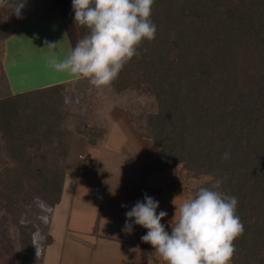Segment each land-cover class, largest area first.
Here are the masks:
<instances>
[{"label": "trees", "instance_id": "1", "mask_svg": "<svg viewBox=\"0 0 264 264\" xmlns=\"http://www.w3.org/2000/svg\"><path fill=\"white\" fill-rule=\"evenodd\" d=\"M151 19L155 39L131 63L160 100L153 171L216 178L244 225L230 264H264V0H155Z\"/></svg>", "mask_w": 264, "mask_h": 264}, {"label": "rangeland", "instance_id": "2", "mask_svg": "<svg viewBox=\"0 0 264 264\" xmlns=\"http://www.w3.org/2000/svg\"><path fill=\"white\" fill-rule=\"evenodd\" d=\"M31 1L26 0L25 6ZM36 2L37 6L47 10L50 17L48 15L47 20L35 24L41 30L38 29L34 32L37 35L26 41L28 56L20 51V56H30V62L20 66L17 74L23 75L22 78H12L13 84L20 87L21 91L17 90V93L3 72L2 59L4 43L16 24L22 23L24 8L18 17L14 9L19 0H4L0 6V255L4 252L3 264H32L40 258L45 244L51 241L47 218L52 202L65 186L66 178L68 186L71 185L69 188L82 181L88 171L85 162L90 158L88 154V157L84 156L86 146L96 143L109 125L125 131L130 144L144 153L148 171L156 169L160 154V144L155 141L156 122L152 118L160 111V100L154 87L144 80L142 70L131 61L109 86L96 88L88 79L78 78L42 91L33 88L42 85L49 74L57 72L48 65L53 50L45 46V41L58 43V55L66 57L62 44L64 36L54 26V21H58L54 13L62 14L71 47L81 39L80 32L84 35L89 32L86 27L76 24L72 0ZM45 25L50 26L48 31ZM27 86L31 89L24 91ZM31 91L33 93H28ZM119 156L112 154L116 160L120 159ZM103 162L99 156L98 166ZM103 168H100L102 176L109 181L111 172L106 173ZM174 168L176 179L180 181L171 188L176 194L191 197L201 187H212L219 182L212 175L187 168L183 163ZM83 187L78 191L82 195ZM167 197L169 199L165 202L159 200L157 209L158 214L161 210L166 211V217L175 215L176 211V207L171 206V197ZM79 199L83 203L82 198ZM77 216L76 213L73 220ZM168 231L171 232V227ZM34 242L40 244V256H37ZM143 244L142 256L146 257V252H151L153 247L150 243Z\"/></svg>", "mask_w": 264, "mask_h": 264}, {"label": "crops", "instance_id": "3", "mask_svg": "<svg viewBox=\"0 0 264 264\" xmlns=\"http://www.w3.org/2000/svg\"><path fill=\"white\" fill-rule=\"evenodd\" d=\"M36 1L38 0H32L24 7L22 23L16 24L13 33L4 43L3 72L7 74L10 86L16 90V93L17 90L19 92L21 90L13 84L12 78H22L20 76L23 75L18 76L17 74L20 66L24 63L26 66L30 62V56L24 58L19 55L20 51H24L28 56L29 44L26 41L38 31L39 27L36 28L35 24L47 20L49 15L46 9L37 6ZM58 14V12L54 13V17L58 19L54 21V26L64 36L62 44L67 56L72 47L70 41L68 42L66 22L62 14L60 13L59 16ZM44 27L48 31L50 26L45 25ZM60 55L64 56V54ZM74 79L78 78L67 72L57 71L49 74L42 85L39 84L33 88L66 84ZM28 89L31 87L27 86L23 90ZM86 149L84 156L88 154L90 157L85 162L88 164L85 168L88 171H85L86 174L84 173L82 181L77 182L73 188H69L71 185L68 186L69 180L66 178L60 198L52 206L47 218L51 241L45 244L43 254L32 264H164L154 248L150 247L151 252L149 250L146 252V257L142 256L145 244L141 237L145 234L144 231H147L146 228L133 223L131 233H126L122 229L127 220L126 212L130 211L137 201H143L145 193L163 202L169 199L167 196H170L172 203L176 199L178 205L189 198L183 194L177 193V195L171 190L180 183L175 176V166L165 167L155 172L148 171L149 166L144 153L134 148L130 144V137L127 133L114 125H109L96 143H88ZM112 154H119L120 159H113ZM99 156L104 162L98 166ZM101 166L106 168H103L107 171L106 173L111 172L109 181L102 176ZM156 174L159 176H155ZM85 183L87 184L83 187ZM81 187L84 189V195L80 194L81 192L78 193ZM79 197L82 198L83 203L78 201ZM76 213L77 219L73 220ZM173 217L174 214H171L161 221L167 226L166 230L170 229L169 222ZM2 254L0 264H3L5 260L4 252Z\"/></svg>", "mask_w": 264, "mask_h": 264}, {"label": "clouds", "instance_id": "4", "mask_svg": "<svg viewBox=\"0 0 264 264\" xmlns=\"http://www.w3.org/2000/svg\"><path fill=\"white\" fill-rule=\"evenodd\" d=\"M155 0H72L77 25L89 32L79 39L64 58L56 49L58 43L45 41L50 53L48 65L58 72L86 78L96 88L109 86L124 66L139 56L138 47L144 40H154L157 25L152 21ZM4 0H0L2 6ZM26 0H19L14 12L20 16ZM225 152L222 159H228ZM217 182L201 187L194 196L179 205L169 222L171 232L161 221L168 215L157 214L159 201L145 193L126 212L122 229L133 231V223L148 231L141 239L150 243L165 264H230L236 251L234 240L243 234L244 225L237 214L238 198L226 194ZM134 218V219H133ZM37 256H40V244Z\"/></svg>", "mask_w": 264, "mask_h": 264}]
</instances>
